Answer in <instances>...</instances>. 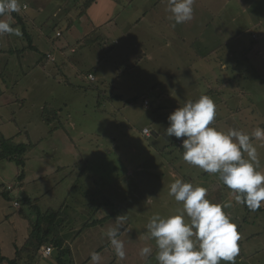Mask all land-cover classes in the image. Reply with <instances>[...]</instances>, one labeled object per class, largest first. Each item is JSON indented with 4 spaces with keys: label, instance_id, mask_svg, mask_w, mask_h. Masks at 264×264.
Returning a JSON list of instances; mask_svg holds the SVG:
<instances>
[{
    "label": "rangeland",
    "instance_id": "obj_1",
    "mask_svg": "<svg viewBox=\"0 0 264 264\" xmlns=\"http://www.w3.org/2000/svg\"><path fill=\"white\" fill-rule=\"evenodd\" d=\"M83 1L19 0L21 10L15 13L22 21L24 15L33 20L34 26L28 28L36 50L26 48L23 35H0V133L29 146L24 181L19 180L20 168L13 161H0L4 255L14 258L15 243L17 249L23 246L36 220V211L22 202L26 198L40 214L60 212V228L81 227L105 204V210L113 211L109 219L122 216L127 232L138 235L146 233L154 214L167 217L182 207L169 195L170 184L181 179L207 188L213 203H232L224 211L241 236L235 264H264V211L252 212L236 203L217 175L186 163L184 138L169 137L167 143L163 139L168 116L184 101L201 95L210 96L217 106L213 122L217 130L232 128L251 134L256 127L264 128V66L258 61L252 69L248 60L241 59L237 67L228 62L227 71L217 66L216 75L209 78L218 76L219 83L213 81L212 86L222 85L227 78L232 83L207 89L205 79L191 75L170 55H161L160 64L144 56L140 60L139 52L146 51L148 41L139 38V30L131 33L142 40L140 50L128 48V40L120 42V36L104 43L89 40V35L84 38L85 17L76 15L87 10L82 8ZM17 16H11L10 23L21 30ZM252 33L260 38L259 29ZM241 40L254 45L248 32L242 33ZM259 43L264 45V35ZM61 46L63 55L57 50ZM47 54L54 62H47ZM88 72H93L94 81L87 79ZM239 72L247 76L246 81L238 79ZM182 78L196 89L182 93L178 84ZM238 85L249 87L241 93ZM130 99L135 101L126 103ZM45 108L57 111V119L49 125L42 121ZM145 128L150 137L142 134ZM253 143L257 170L264 173V141ZM7 186H13L9 199L3 196ZM15 201L19 208L13 207ZM156 251L144 264H157Z\"/></svg>",
    "mask_w": 264,
    "mask_h": 264
},
{
    "label": "crops",
    "instance_id": "obj_2",
    "mask_svg": "<svg viewBox=\"0 0 264 264\" xmlns=\"http://www.w3.org/2000/svg\"><path fill=\"white\" fill-rule=\"evenodd\" d=\"M167 0H96L91 4L84 14L77 13L80 17H85L83 37L89 35V40H98L104 43L112 36H120V42L128 40V48L132 50L141 49L137 36H132V31L139 30L142 36L148 41L147 49L140 53V60L151 59L152 63L160 64L161 55H170L175 62L182 64V67L191 75H198L205 79L207 89L223 88L230 85L231 79L217 87L212 86L216 81L219 83V77L210 79L212 75H216L217 66L222 71L229 68L228 62H232L237 67L241 62L248 60L250 68L254 69L259 61L260 66H264V45L258 44L264 28V0H195L194 16L189 22L178 24L172 27L173 21L168 17L170 13L167 11ZM78 10V7H75ZM79 12V11H78ZM11 16H17L14 12ZM17 20L23 23L26 35L30 38L31 45L33 37L31 35L29 25L34 26L32 19L23 16V21L17 16ZM69 20V18H66ZM259 29L257 35L252 33L253 30ZM264 31V30H263ZM248 32L250 39L254 45L249 46V42H242V33ZM57 37V36H56ZM60 37V36H59ZM27 42L26 36H23ZM116 43V40L114 41ZM120 42L117 44L119 45ZM27 48V46H26ZM25 49V48H24ZM63 55V47L57 49ZM73 49L70 50L72 53ZM74 51V50H73ZM242 62V63H243ZM93 74V72H88ZM238 79L247 80V76L239 72ZM175 77H177L175 73ZM262 77L260 80H262ZM172 80V79H170ZM186 79L178 80V84L183 91L196 89L187 85ZM249 86L238 85V90L245 93ZM244 91V92H242ZM144 105V102H143ZM147 138V137H146ZM23 176V181H24ZM8 192L3 191V194ZM9 199V198H8ZM218 202V199L216 200ZM103 204L95 209L81 227H61V237L69 246L71 252V264H90L91 254L98 252L101 256L99 264H144L149 262L150 256L142 258L139 255L140 249L145 246L152 247L155 253L156 247L153 240H147L144 234L128 233V223L125 220H117L110 218L109 215L113 211ZM104 220L102 224H92L85 226L87 223ZM61 226V225H60ZM118 227L120 229L119 238L124 242L126 256L123 260L115 255L106 233L109 229ZM135 236L136 238H130ZM17 248V244L15 243ZM44 247H42L43 249ZM42 249L32 264H55L54 257L56 251L52 249L48 257H43ZM15 254V252H14ZM0 256L8 258L3 253L0 244ZM5 264V263H0ZM18 264H23L19 262Z\"/></svg>",
    "mask_w": 264,
    "mask_h": 264
},
{
    "label": "clouds",
    "instance_id": "obj_3",
    "mask_svg": "<svg viewBox=\"0 0 264 264\" xmlns=\"http://www.w3.org/2000/svg\"><path fill=\"white\" fill-rule=\"evenodd\" d=\"M167 3L173 28L193 19L195 0H167ZM20 10L19 0H0V35L22 37L20 28L10 23L11 14ZM216 115L217 106L210 96L186 100L168 116L163 139L167 143L169 137L184 138V161L217 175L236 203L255 212L264 204V173L257 170L259 159L253 141H264V128L256 127L251 134L232 128L220 131L213 126ZM169 195L182 207L167 217L154 214L144 233L145 239L155 242L157 264H235L241 236L224 211L232 203H213L207 198V188L181 179L170 184ZM120 234L115 227L106 236L115 255L123 260L126 252ZM152 251V247L145 246L139 255L146 258ZM100 260L98 252L91 254L90 264H99Z\"/></svg>",
    "mask_w": 264,
    "mask_h": 264
},
{
    "label": "trees",
    "instance_id": "obj_4",
    "mask_svg": "<svg viewBox=\"0 0 264 264\" xmlns=\"http://www.w3.org/2000/svg\"><path fill=\"white\" fill-rule=\"evenodd\" d=\"M96 0H84L82 8H88ZM18 23L22 26V34L27 38V48L30 50H36L30 42V38L26 35L23 23L18 20ZM44 58V57H42ZM135 99L127 100L126 103H131ZM57 119V111L53 109H44L42 113V121L49 125ZM29 146L24 143H15L11 138H5L0 133V161H13L19 168V180H22L24 176L23 169L25 167V154L27 153ZM3 196L8 198L4 193ZM22 202L28 204L30 208L36 211V220L31 224V229L25 243L20 249L16 248L13 259H5L0 256V263L5 264H32L39 254L42 247H50L56 251L54 257L55 264H71V252L69 246L64 242L60 235V224L57 223L60 212L48 210L44 214H40L33 201L29 198L22 200ZM245 206V205H244ZM245 208H247L245 206ZM257 211H264L260 208ZM104 220L87 223L85 226L92 224H102Z\"/></svg>",
    "mask_w": 264,
    "mask_h": 264
},
{
    "label": "built area",
    "instance_id": "obj_5",
    "mask_svg": "<svg viewBox=\"0 0 264 264\" xmlns=\"http://www.w3.org/2000/svg\"><path fill=\"white\" fill-rule=\"evenodd\" d=\"M56 36L59 37L60 34L59 33H56ZM71 52H74V51L72 50ZM46 60H47V62L52 63V62H54L55 59L52 56H50L49 54H47ZM87 79L89 81H94L95 80V78H94V76L92 74L87 75ZM144 106L145 107L149 106L146 101H144ZM142 134L145 137H150V132L146 128L142 130ZM12 190H13V186H7V187H5V191H12ZM13 207L19 208V203L16 202V201L13 202ZM51 251H52V249L50 247H44L42 249V255H43V257H48L51 254Z\"/></svg>",
    "mask_w": 264,
    "mask_h": 264
}]
</instances>
